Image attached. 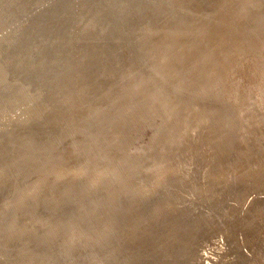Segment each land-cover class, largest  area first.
<instances>
[{
    "label": "rangeland",
    "instance_id": "obj_1",
    "mask_svg": "<svg viewBox=\"0 0 264 264\" xmlns=\"http://www.w3.org/2000/svg\"><path fill=\"white\" fill-rule=\"evenodd\" d=\"M82 1L85 7L88 0ZM166 1L119 0L114 2L119 4L116 9L114 3H107L96 23L90 17L93 13L83 21L80 7L71 10L78 0H0V19L16 21L14 27H7L5 21L0 25V30L7 27L0 43L11 37L13 43L18 41L6 51L0 47L3 56L41 47L37 59L44 61L32 80L35 72L29 75L0 56V264H264V69L253 51L238 59L244 51L241 42L225 34L219 24L227 13L224 19L231 18L233 33L238 32L246 43L259 40L264 36V19L257 13L264 0H257L258 6L251 10L247 2L255 0H236L232 5L228 0H191L194 6L190 0H179L177 6L178 0ZM239 4L248 7H240L248 16L236 8ZM176 13L182 17L177 27L171 24ZM60 15L66 18L59 21ZM89 18L94 19L90 24ZM100 20L108 28L102 25L100 30ZM193 24L211 25L222 40L210 34V28L209 35L202 36L208 39L204 43L192 44L191 49L181 45L190 29L196 30ZM242 27L251 28L240 32ZM174 44L178 49L162 62L160 51ZM153 46L157 51L148 59L155 61L151 65L160 62L170 72L180 67L179 74L189 84L196 82L197 88L205 76L211 80L208 89L194 90L185 111L168 107L166 98L158 102V89L167 93L176 88L171 93L178 97L175 100L185 97L187 89L177 85L178 73L173 81L160 70L157 76L154 67L149 73L150 63L142 57L151 54ZM61 49L64 59L73 56L75 76L70 81L67 70L61 73L69 68L60 58ZM86 52L92 53L91 60L85 57L77 62ZM229 65L232 69L226 77L221 73ZM48 74L59 76L56 81L65 77L50 84ZM77 74L83 80L75 79ZM125 84L131 85L126 93ZM150 93L154 96L149 110ZM95 95L94 106L92 100L79 104ZM125 100L130 103L124 112L112 111ZM234 106L239 110L230 111ZM180 122H186L185 129H179L177 140H170L174 133L169 127ZM30 130L50 141L46 146L27 142L22 146L25 154H20L18 139ZM29 154L52 160L25 174ZM58 167L62 176L52 173ZM45 186H50L46 193ZM18 207L23 210L15 217L18 221L9 224Z\"/></svg>",
    "mask_w": 264,
    "mask_h": 264
},
{
    "label": "bare ground",
    "instance_id": "obj_2",
    "mask_svg": "<svg viewBox=\"0 0 264 264\" xmlns=\"http://www.w3.org/2000/svg\"><path fill=\"white\" fill-rule=\"evenodd\" d=\"M115 1H117V2H119V0H113L112 2H110V1H108V0H102V1H100V0H88L87 1V5L84 7V1H82V0H78V3L77 4H75V3H72V6H71V10L74 12V10L75 9H79L78 7H80L81 9H80V14H78V15H80L81 16V14H84L82 17V19H83V21H85V19H86V17H87V15H89V14H92L93 13V16H90L91 18H95V19H97V17H100V16H102L103 14H104V11H105V9H103L106 5H107V3L109 4V5H111V3H114ZM133 1V0H132ZM138 1V0H137ZM145 1V0H144ZM159 1H161V0H159ZM166 1V0H165ZM184 0H181L180 2H183ZM228 1H231L230 2V4L232 5L233 4V2H236V0H228ZM228 1H227V3H228ZM237 1H239V2H241V1H244V0H237ZM257 0H255V1H253L252 3H250V2H247V4L249 3L251 6H250V8H248L247 6H245L244 7V5L243 4H239L236 8H239V11L240 12H245V14H246V9H244V8H248L249 10H251V8L253 7V6H258V3L256 2ZM260 1V0H259ZM263 0H261V2H262ZM7 2V1H6ZM10 2V1H9ZM53 2V1H52ZM97 2L100 4L99 6H98V8H96L97 6L96 5H98L97 4ZM110 2V3H109ZM116 2V3H117ZM124 2V1H123ZM127 2V1H126ZM131 2V1H130ZM147 2V1H146ZM145 2V3H146ZM163 2V1H162ZM167 2V1H166ZM171 2H174L173 0H171ZM177 2L179 3V0L178 1H176V6H177ZM187 2H188V0H187ZM186 2V3H187ZM196 2H198V1H196ZM133 3V2H132ZM137 3V2H136ZM139 3H141V2H139ZM161 3V2H160ZM160 3L158 4L159 5V7H161L160 6ZM165 3V2H164ZM170 3V2H169ZM168 3V4H169ZM185 3V2H184ZM193 3V2H192ZM224 3H226V1L225 2H223V4ZM48 4V3H47ZM120 4H121V2H120ZM124 4V3H123ZM128 4V3H127ZM153 4V3H152ZM168 4H166L167 5V7H165V9L166 8H168L169 6H168ZM172 4V3H171ZM190 4H191V0H190ZM198 4H200V2L198 3ZM235 4V3H234ZM238 4V3H237ZM248 4V5H249ZM7 5V4H6ZM68 5V4H67ZM119 4L117 3V4H115L114 3V6L113 7H115V9L117 8V6H118ZM131 5V4H130ZM140 5V4H139ZM144 5V4H143ZM143 5H141L142 7H143ZM149 5H150V3H149ZM162 5H163V3H162ZM170 5V4H169ZM173 5V4H172ZM182 5V4H181ZM192 6H194L193 4H191ZM195 5L197 6V4L195 3ZM243 5V7L242 8H240L241 6ZM245 5H246V3H245ZM7 6H9V5H7ZM96 6V7H95ZM108 6V5H107ZM132 6V5H131ZM145 6V5H144ZM182 6H184V5H182ZM181 6V7H182ZM187 6V5H186ZM188 6H190V5H188ZM224 6H225V4H224ZM227 6H230V5H228L227 4ZM226 6V7H227ZM73 7V8H72ZM122 7V6H121ZM125 7H127V6H125ZM260 7H262V10H260L259 11V13H257V17L258 18H260V19H264V1H263V3L260 5ZM57 8V7H56ZM62 8V7H61ZM96 8V9H95ZM110 7H107V9H109ZM139 8V7H138ZM179 8V7H178ZM183 8V7H182ZM188 9H190V8H192V7H187ZM194 8V7H193ZM196 8V7H195ZM229 8H233L232 6L231 7H229ZM67 9V8H66ZM94 9V10H93ZM103 9V10H102ZM119 9V8H118ZM130 9V8H129ZM155 9H157V8H155ZM164 9V8H163ZM163 9H162V11H163ZM173 9H174V7H173ZM70 9L68 10V12H66L68 15H70V12L69 11H71ZM124 10H125V8H124ZM132 10V9H131ZM161 10V9H160ZM159 10V11H160ZM167 10H171V8H169V9H167ZM182 10V9H181ZM183 10H185V7H184V9ZM183 10H182V12H183ZM221 10H223V8L221 9ZM71 11V12H72ZM92 11H94V12H92ZM107 11V10H106ZM115 11V10H114ZM117 11V10H116ZM161 11V12H162ZM173 11V10H172ZM176 11H177V8H176ZM190 11H192V10H189V12ZM194 11H195V9H194ZM194 11H193V14H194ZM233 11H235V10H233ZM110 12V11H109ZM109 12H107V13H109ZM121 12V11H120ZM122 12H124L123 11V8H122ZM133 12V11H132ZM155 12V11H154ZM160 12V13H161ZM175 12V11H174ZM119 13V12H118ZM157 13H158V11H157ZM165 12H163L162 14H164ZM167 13H170V12H166V14ZM172 13V12H171ZM181 13V12H180ZM186 13V12H185ZM72 14H74V13H72ZM111 14L112 15H117V12H116V14L113 12V11H111ZM122 14H125V13H122ZM122 14H121V16H122ZM127 14V13H126ZM154 14H156V13H154ZM173 14V13H172ZM175 14V13H174ZM177 14V16H175L176 18H175V20L173 19L172 21H171V24L173 25V24H175L176 25V27H177V25H179L180 23H181V20H182V17L181 18H179L180 16V14L179 13H176ZM179 14V15H178ZM183 14V13H182ZM190 14V13H189ZM191 14H192V12H191ZM195 14H196V12H195ZM238 13H235V12H232V14L231 15H233L234 17H235V15H237ZM107 15V14H106ZM106 15H104V16H106ZM168 15V14H167ZM188 15V14H187ZM197 15V14H196ZM56 16V15H55ZM108 16H110V15H108ZM162 16H164V15H162ZM172 17H174V15H171ZM170 16V17H171ZM186 16V15H185ZM189 16V15H188ZM198 16V15H197ZM196 16V17H197ZM226 16H228V14L227 13H225V14H223V15H221V18H220V21H219V24H220V26H223V29H222V31L223 32H225V34L227 33L228 35H232V37L233 38H236V39H238V41H240L241 42V44L242 45H240L242 48H244L243 50L244 51H242L241 52V57L240 58H238V59H242L243 58V54H246V53H250L251 51H253V53H258V55H259V58H260V64L259 65H261L260 67L261 68H263L264 69V44L261 42V40H263V42H264V36L262 37V38H259V40L258 39H254V41L253 42H249V43H246L245 42V40L243 41V39L241 38V36H239L238 34V32H236V34H235V32L233 33V31H232V29H231V24L230 23H232V20H230L231 18L230 17H228L227 19H224V17H226ZM245 16H248V13L245 15ZM63 17H65V15H60V17H59V21L61 20V18H63ZM119 18H120V16H118ZM127 17V16H126ZM166 16H164L163 18H165ZM172 17H171V19H172ZM215 17V16H214ZM214 17H212V18H209V19H213ZM237 17H238V15H237ZM66 18V17H65ZM69 18V17H68ZM91 18H89V21H88V23L90 24V23H92V20H94V19H92V20H90ZM104 18H106V17H104ZM194 17H192V19H193ZM72 19H75V20H77L78 21V19H76V18H72ZM101 19H103V17L101 18ZM107 19V18H106ZM128 19V18H127ZM126 19V20H127ZM167 19H168V17H167ZM185 18H183V20H184ZM189 19V18H188ZM75 20H74V22H75ZM98 20L99 19H97V22L96 23H98ZM105 20V19H104ZM109 20H110V18H109ZM112 20H114V19H112ZM118 20V19H117ZM125 20V21H126ZM5 20H3V19H0V25H2V23L4 22ZM96 21V20H95ZM101 21V20H100ZM107 21V20H106ZM144 21V20H143ZM168 21V20H167ZM264 21V20H263ZM16 23V21L15 20H13V21H11V22H9V21H5L3 24L5 25H7V27H9L11 24L13 25V27H14V24L13 23ZM54 22H57V21H54ZM79 22H82V20H80L79 19ZM94 22V21H93ZM104 22V21H103ZM115 22V21H114ZM71 23V22H70ZM105 23V22H104ZM104 23H102V21H101V23L99 24V25H101L100 26V30L102 29V25H105ZM107 23H109V22H107ZM111 23V22H110ZM116 23V22H115ZM115 23L114 24H112V25H115ZM117 23H119V22H117ZM145 24L146 23H148L147 21H145L144 22ZM235 23V22H234ZM76 24V23H75ZM88 24V25H89ZM123 24V23H122ZM121 24V25H122ZM126 24V23H125ZM151 25L153 24V23H150ZM165 24V23H164ZM96 25V24H95ZM94 25V26H95ZM99 25L97 26V27H99ZM194 25V24H193ZM193 25H191V27L190 28H193L192 26ZM60 27V24H58V25H56L55 27L57 28V27ZM93 26V25H92ZM106 26V28H108L107 27V25H105ZM109 26V25H108ZM128 26V25H127ZM126 26V27H127ZM182 26V25H181ZM196 28V30L195 31H191V29H190V31H189V34H188V38H185L184 40H188V39H193L194 41H191V40H188V41H181V43L180 42H178L179 44H174V45H166V46H164L163 48H162V50L160 51V54H161V56H160V60L162 61V62H166L167 60H169L170 59V56H172V51H175V49H178L176 46H179L180 44L181 45H186L187 47H191V45L192 44H195V43H197V42H199V43H204V41H205V38H206V36H204V37H202L203 36V34H205V35H209V29L211 28L212 29V31L210 32V34H214V35H216V37L215 38H218V39H220V40H222V36L221 35H219V36H217V34H218V31L219 30H215L213 27H211V25H208V24H199L198 26L197 25H194ZM2 27H4V26H2ZM7 27L6 28H3V29H7ZM16 27V26H15ZM96 27V26H95ZM96 27V28H97ZM116 27V26H115ZM166 27V26H165ZM235 27V26H234ZM245 27V26H244ZM244 27H242L243 29L240 31V32H243L245 29L246 30H249L251 27H246V28H244ZM91 28V27H90ZM105 28V29H106ZM112 28V27H111ZM118 28V27H117ZM131 28V27H130ZM2 29V28H1ZM0 30V37L1 38H3L2 36H3V34L4 35H6L5 34V30ZM13 29V28H12ZM11 29V30H12ZM48 29V28H47ZM50 29V28H49ZM60 29V28H59ZM93 29V28H92ZM98 29V28H97ZM96 29V30H97ZM120 29H121V27H120ZM123 29V28H122ZM126 29V28H125ZM164 29V28H163ZM9 30H10V28H9ZM32 30L34 31V28L32 27ZM40 30V29H39ZM51 30V29H50ZM95 30V29H94ZM94 30H93V32H94ZM100 30H98V31H100ZM110 30V29H109ZM112 30H116V29H112ZM129 30V29H128ZM192 30H194V29H192ZM55 31H57V30H55ZM97 31V32H98ZM105 31V30H104ZM106 31H107V29H106ZM105 31V32H106ZM118 31V30H117ZM123 31V30H122ZM132 31V30H131ZM137 31H138V29H137ZM29 32V31H28ZM46 32H48V31H46ZM46 32H44V33H46ZM100 32H103V31H100ZM105 32H104V34H105ZM110 32H111V30H110ZM109 32V33H110ZM119 32V31H118ZM136 32V31H135ZM170 33H171V31H169ZM187 33H188V31H186ZM194 32V33H193ZM43 32H41L40 34H42ZM57 33H58V31H57ZM57 33H54V37H57ZM69 33V32H68ZM91 34H96V33H92V32H90ZM89 33V35H91ZM114 33V32H113ZM110 34V35H114V34ZM117 33V32H116ZM122 33V32H121ZM121 33H118V34H121ZM167 33V32H166ZM180 33V32H179ZM185 33V32H184ZM37 34H38V31H37ZM40 34H38V35H40ZM74 34V33H73ZM72 34V35H73ZM76 34V33H75ZM83 34V33H82ZM88 34V33H87ZM108 34V33H107ZM117 34V35H118ZM176 34V33H175ZM34 35V34H33ZM38 35H35V36H37V37H39ZM43 35H45V34H43ZM68 35V34H67ZM80 35V34H79ZM98 35H101V33H99ZM178 34H176V36H177ZM181 35H183V34H181ZM180 35V36H181ZM7 36V35H6ZM69 36V35H68ZM67 36V37H68ZM83 36L85 37V34H83ZM83 36H81L82 38H83ZM104 36V35H103ZM129 36H131V35H129ZM9 37H11V36H9ZM33 37V36H32ZM31 37V38H32ZM88 37V36H87ZM90 37V36H89ZM109 35H108V39H109ZM112 37V36H111ZM179 37V36H178ZM178 37H176V39L178 40ZM200 37H202L201 39H200ZM0 38V40H2ZM13 38H15V37H11L10 39L11 40H5V41H3V42H1L0 43V47H2V46H4L2 49H4V51H6V49H8L11 45H14L15 46V44H17V42H14L13 43ZM70 38H71V36H70ZM93 38H94V36H93ZM95 38H96V35H95ZM104 38V37H103ZM181 38V37H180ZM233 38H231V39H233ZM8 39V38H7ZM68 39V38H67ZM85 39V38H84ZM87 39V38H86ZM85 39V40H86ZM89 40H90V38H88ZM92 39V38H91ZM106 39V38H105ZM200 39V40H199ZM207 39V38H206ZM17 40V39H16ZM69 40V39H68ZM111 40H112V38H111ZM172 40V39H171ZM204 40V41H203ZM208 40V39H207ZM67 41V40H66ZM70 41V40H69ZM92 42H93V40H91ZM110 40H108V42H109ZM149 41V40H148ZM179 41H180V39H179ZM73 42V41H72ZM86 42V41H85ZM105 42H107V41H105ZM147 42V41H146ZM171 42V41H170ZM175 42V41H174ZM90 43V42H89ZM144 43V42H143ZM168 43V42H167ZM172 43V42H171ZM170 43V44H171ZM32 44V43H31ZM36 44V43H35ZM64 44V43H63ZM162 44V43H161ZM250 44V45H249ZM45 45H47V43H45L44 42V46ZM52 45H54V47H57L59 44L58 43H52ZM71 45H72V43H71ZM176 45V46H175ZM245 45V46H244ZM73 46V45H72ZM91 46V45H90ZM32 47V46H31ZM47 47H49L48 45H47ZM99 47V46H98ZM119 47V46H118ZM117 47V48H118ZM154 47L155 46H153V49H154ZM175 47V48H174ZM41 47H32V52H29L28 50H23V52L22 53H19V54H17V53H15V52H11V54L9 53V52H6V57H4L3 56V52L2 51H0V56H2V59H5L6 60V63H8V61L11 63V61L13 62L12 63V67H14V68H17V69H20V70H23L24 72H27L29 75H30V71H33V72H35V75H30V77H31V79L33 80V79H37V73H38V71L39 70H41V66H42V64H39V62H41V63H44V61H43V59L42 58H39V59H37L38 58V54H39V56L42 54L41 53V51H42V49H40ZM68 48L69 47H67V50H68ZM263 48V49H262ZM64 49H66V48H64ZM93 49V48H92ZM97 49V48H96ZM96 49H94V51L96 50ZM153 49H152V52H151V54H150V52L149 53H145L144 55H143V57H142V60L144 61V63H148V59L151 57V56H154L155 55V53H156V49H154V51H153ZM191 49V48H190ZM66 50V51H67ZM89 50V49H88ZM91 50V49H90ZM115 51H116V49H115ZM255 51V52H254ZM113 52V51H112ZM236 52V51H235ZM85 53V52H84ZM87 54L85 55V56H83L82 54L80 55V57H79V60L77 61V62H80V60H82V58H88V55L91 57V55H92V53L90 54V53H88V52H86ZM110 53H111V51H110ZM238 53V52H237ZM62 54H63V50L61 49V51H60V58L61 59H63L65 62H67V66L66 67H69V68H64L63 70H61V73H62V75L63 74H65V72H66V70L68 71V73H69V77L67 78L68 80H69V78H73L75 75L73 74V64L70 62V59L73 57H69V58H66V59H64L63 57H62ZM98 55V54H97ZM101 55V54H100ZM75 56V55H74ZM102 56V55H101ZM110 56V55H109ZM19 58L20 60L19 61H15V58ZM89 57V58H90ZM112 57V56H111ZM162 57V58H161ZM88 58V59H89ZM106 58V57H105ZM104 58V59H105ZM179 58V57H178ZM177 58V59H178ZM102 59H103V57H102ZM107 59V58H106ZM90 60H91V58H90ZM99 60V59H98ZM25 61V62H24ZM43 61V62H42ZM53 61V60H52ZM104 61V60H103ZM146 61V62H145ZM153 61L154 60H150L149 61V63H150V65L149 66H147V68L146 69H148V71H149V69L151 70V68L152 67H154V70H153V72L154 73H156L157 71H159V72H163V74L165 75V77H166V80H168V81H170V80H174V78H176L177 77V75H176V73H178L179 74V72H178V69H182V68H178V69H176V70H173V72H170V71H167V70H163V68H164V66L159 62L157 65H151L152 63H153ZM209 63H212L211 62V60H207ZM239 61V60H238ZM238 61L236 62V64H238ZM155 62V61H154ZM235 64V62H233V65ZM221 65H223L222 63H221ZM37 67V68H36ZM260 67H259V69H260ZM27 69V70H26ZM38 69V70H37ZM207 69H210L209 67H207ZM230 69H232V66L231 65H229V67L226 69V71H224L223 73H221V72H219V73H221V74H223V75H225L226 77H227V75H228V73H229V71H230ZM259 69H258V71H259ZM20 70H18V72L17 73H20L21 71ZM88 70V69H87ZM183 70V69H182ZM212 69H210V70H207V71H211ZM192 71V70H191ZM206 71V72H207ZM220 71H221V69H220ZM236 71V70H235ZM234 71V72H235ZM72 72V73H71ZM161 72V73H162ZM261 72H263V71H261ZM47 73V72H46ZM149 73H150V71H149ZM260 73V72H259ZM115 74V73H114ZM126 74V73H125ZM128 74V73H127ZM158 74V72L156 73V75ZM98 75V74H97ZM130 75V74H129ZM155 75V76H156ZM163 75V76H164ZM262 75V74H261ZM261 75H260V78H261ZM77 76L78 77H75V79H78V81H80V80H83V79H81V76H80V74H77ZM128 76V75H127ZM158 76V75H157ZM172 76H174L173 78H171ZM179 76H180V81L179 82H177L178 84V86L180 87V89H182V90H185L186 91V89H187V92H185L186 93V95H185V97H183V98H181V99H179V100H175V99H178V97H175V98H173V96H171V93H172V95H174V93L177 91V89L176 88H174V91H173V89L172 90H168L167 91V93H162L163 91L161 90V89H158V92H159V94H160V96L158 97V102H159V104H162V102H163V100H165V98L166 99H168L169 101L168 102H166V104H167V106L168 107H171V109L172 108H175V107H178V109L179 110H181V111H185L184 109H187L188 107H189V105L190 104H188L187 103V101L189 100V97H194L195 96V94H196V92H198V90H200L201 88L202 89H204V87L205 88H207L208 89V87L211 85V83H210V78H209V76H205L204 77V79H202L201 80V84H202V87H200V88H197L196 87V82H195V84L194 83H192V82H190V84L188 83V82H186L187 81V79L186 80H184L185 79V77H183V76H181L180 74H179ZM192 75L190 74L189 75V79H190V77H191ZM56 77H59V76H56ZM56 77H54L53 76V74H48V76H47V78H48V80H50L49 82H50V84H52V81H53V83H56V82H58V81H61V82H63L62 81V79H64V77H65V75H64V77L62 76L61 78H60V80H58V81H56L55 80V78ZM140 77H141V75H140ZM186 77H187V75H186ZM263 77V76H262ZM104 78H105V76H104ZM125 78H126V76H125ZM264 78V77H263ZM128 79V78H127ZM158 79H159V77H158ZM162 79V78H161ZM118 80H120V82H121V79H118ZM70 81V80H69ZM231 81V80H230ZM48 82V81H47ZM158 82V81H157ZM161 82V81H160ZM174 82H176V80L174 81ZM261 82V81H260ZM169 83V82H168ZM167 83V84H168ZM257 83V82H256ZM264 83V82H263ZM263 83H261V84H263ZM155 84H157V83H155ZM166 84V85H167ZM259 84V83H258ZM260 84V85H261ZM126 85V87L128 88H125V90H124V93H126L127 91H129V88H130V86L131 85H128V84H125ZM133 85V84H132ZM139 85V84H138ZM160 85V84H159ZM169 85V84H168ZM171 85V84H170ZM183 85V86H182ZM241 85V84H240ZM134 86V85H133ZM158 86V85H157ZM174 86V85H173ZM182 86V87H181ZM150 87V86H149ZM193 87V88H192ZM194 87H195V89H194ZM47 88V87H46ZM50 88V87H49ZM58 88H59V90L61 91L62 90V88L61 87H59L58 86ZM140 88V86H137L136 88H134V89H139ZM158 88V87H157ZM166 88H168V86L166 87ZM193 89V91H191L190 89ZM6 89V88H5ZM133 89V90H134ZM147 89V88H146ZM7 90V89H6ZM99 90V89H98ZM121 90H123V89H121ZM131 90V89H130ZM132 90V91H133ZM182 90H179L180 92L182 91ZM194 90L196 91V92H194ZM205 90V89H204ZM55 90H53V92H54ZM4 92V91H3ZM6 92H8V91H6ZM152 92V91H151ZM179 92V93H180ZM184 92V91H183ZM55 94H56V92H54ZM99 93H103V92H99ZM113 93H117L116 94V96H118L119 94V92L118 91H115V92H113ZM153 93V92H152ZM152 93H150V95H149V98H148V102H149V105H148V109L150 110V109H152V106L150 105V102L152 103V101H151V98H153V94ZM80 94V93H79ZM176 94H178V93H176ZM205 96H206V92L205 93H203ZM6 95V94H5ZM108 95V94H107ZM148 95V94H147ZM180 95H182V93H180ZM184 95V94H183ZM65 96H68V95H65ZM98 95H95L93 98L92 97H85V99L86 100H82L79 104H85L84 102L86 101V103H88L87 102V100L88 101H93V106L96 104L95 103V98L97 97ZM144 96H146V95H144ZM179 96V95H178ZM208 97V99H210V96H207ZM113 98V97H112ZM61 99H62V97H61ZM76 99V98H75ZM190 101V100H189ZM206 101H207V99H206ZM134 102V101H133ZM73 104V106L75 107L77 104L75 103V102H72ZM128 103H130L128 100H125L122 104H120V105H118V107L117 108H115L114 107V109L112 110L113 112L114 111H116V113H118V112H124L126 109V105H129ZM81 104V105H82ZM47 106V105H46ZM45 106V107H46ZM71 107V106H70ZM76 107H78V106H76ZM75 107V108H76ZM36 108H38V107H36ZM35 108V109H36ZM42 108H43V106H42ZM46 108H49L48 106L46 107ZM207 108H208V105H207ZM39 109V108H38ZM157 109H158V107H157ZM40 110V109H39ZM233 110H235V111H237V110H239L236 106H234V107H232V109L230 110V111H233ZM36 111H38V110H36ZM143 113V112H142ZM17 114V113H16ZM112 114V113H111ZM17 116H18V114H17ZM138 118H140L141 117V114L140 113H138L137 115H136ZM237 117V116H236ZM14 118H16V117H14ZM136 118V117H135ZM142 118V117H141ZM140 118V119H141ZM7 120V119H6ZM5 121V120H4ZM150 121V120H149ZM194 121V120H193ZM165 122V121H164ZM169 122V121H168ZM83 124V123H82ZM237 125V124H236ZM179 126V127H178ZM178 126H170L169 127V129L170 130H172V133H174L172 136H169L170 137V140H177V138H178V136H179V133H178V131H179V129H185L184 127H186V122H180V124L178 125ZM177 127V128H176ZM231 128V127H230ZM241 128V127H240ZM39 132V131H38ZM41 132V131H40ZM231 132V131H230ZM32 133H36V132H33V131H31L30 130V132H28V133H26V134H23V135H21L20 136V138L18 139L19 140V142L16 144V146H18V148H19V153L21 154V151L23 152L22 154L24 155L25 154V151H24V148L22 147L23 145H25L27 142L28 143H30V145L32 144V143H36L37 142V144H38V146H40L39 144H41V146L42 145H47L48 144V142L50 141H48L47 139H40V138H38V136H36V135H34V134H32ZM49 133V132H48ZM40 134V133H39ZM46 134V133H45ZM233 134V133H232ZM42 135V134H41ZM160 135V134H159ZM180 137V136H179ZM215 139V138H214ZM158 141V140H157ZM213 141V140H212ZM43 142H46V143H43ZM176 142V141H175ZM231 142V141H230ZM29 145V144H28ZM168 145V144H167ZM226 147V146H225ZM227 148V147H226ZM253 150V149H252ZM261 150V149H260ZM262 151V150H261ZM30 153H31V151H30ZM19 155V154H18ZM17 155V156H18ZM145 156V155H144ZM27 157H28V160L30 161L29 163H25L24 164V167H23V169H24V173L26 174L27 172H29V170H30V168L31 167H34L35 169H37L38 167H40L41 165H43L44 163H47L48 161H50V160H52V159H45L44 157L45 156H40L39 158H41V159H38L37 158V156H35V155H33V154H29V155H27ZM258 157V156H257ZM52 158H54L53 156H52ZM264 160V159H263ZM53 173V175L54 176H62V174L64 173L59 167H58V169L57 170H55L54 169V171L52 172ZM222 173V172H221ZM22 178V180L21 181H23L24 180V178L23 177H21ZM73 179V178H72ZM243 180V179H242ZM97 181V180H96ZM48 188H50V186H45L44 187V190H43V192L44 193H46V191H47V189ZM10 191V190H9ZM49 194V193H48ZM33 198V197H32ZM29 199V198H28ZM47 199L45 198L43 201H42V203H46V202H48V201H46ZM25 201V200H24ZM29 201H31V200H29ZM34 201H36L37 202V200H34ZM42 203H40V206L42 205ZM30 204H32V201L30 202ZM23 211V210H22ZM21 211V207H18L16 210H14L13 211V216L12 217H10L13 221H11V219H10V221L8 222L9 224L11 223V224H14V223H16L17 221H18V219L17 220H15L16 218V216L17 217H19L20 215H21V213L20 212H22ZM28 214V213H27ZM19 215V216H18ZM0 227H2V226H0ZM37 230V229H36ZM74 233V232H73ZM67 241H69V240H67ZM216 246V245H215ZM223 249V248H222ZM14 256V255H13ZM209 257V256H208ZM208 264V263H207Z\"/></svg>",
    "mask_w": 264,
    "mask_h": 264
}]
</instances>
